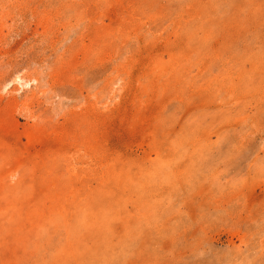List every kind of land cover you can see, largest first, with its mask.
<instances>
[{"label": "rangeland", "instance_id": "1", "mask_svg": "<svg viewBox=\"0 0 264 264\" xmlns=\"http://www.w3.org/2000/svg\"><path fill=\"white\" fill-rule=\"evenodd\" d=\"M0 264H264V0H0Z\"/></svg>", "mask_w": 264, "mask_h": 264}, {"label": "bare ground", "instance_id": "2", "mask_svg": "<svg viewBox=\"0 0 264 264\" xmlns=\"http://www.w3.org/2000/svg\"><path fill=\"white\" fill-rule=\"evenodd\" d=\"M17 80H19V78Z\"/></svg>", "mask_w": 264, "mask_h": 264}]
</instances>
